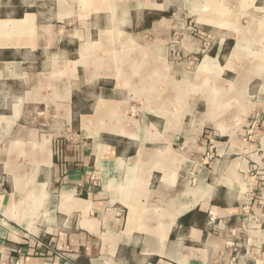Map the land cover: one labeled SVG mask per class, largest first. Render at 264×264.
I'll list each match as a JSON object with an SVG mask.
<instances>
[{"label":"crops","instance_id":"obj_1","mask_svg":"<svg viewBox=\"0 0 264 264\" xmlns=\"http://www.w3.org/2000/svg\"><path fill=\"white\" fill-rule=\"evenodd\" d=\"M189 1L0 18V264H264V0Z\"/></svg>","mask_w":264,"mask_h":264},{"label":"rangeland","instance_id":"obj_2","mask_svg":"<svg viewBox=\"0 0 264 264\" xmlns=\"http://www.w3.org/2000/svg\"><path fill=\"white\" fill-rule=\"evenodd\" d=\"M7 0H0V6L3 8H0V18H6V17H21L23 14L20 11L21 10V0H11L13 2L14 6H18L19 11L15 12H5L7 8L6 6ZM32 1V0H30ZM247 0H190L188 2L189 11L193 14L194 17L191 18L193 22H196V24H199L200 18L202 17L205 19L214 18L215 16L220 17V22L222 25L228 26H241L242 24H245L247 19L245 16V13L243 12V6H245V3ZM32 4V2H31ZM37 5V4H35ZM219 6L216 8V6ZM221 5V6H220ZM171 7L173 6L176 10L180 11L183 3L175 1ZM261 19V17H259ZM258 19V20H259ZM198 22V23H197ZM148 39H144V49L147 50L148 45L150 44L148 42ZM162 90L164 92L165 87Z\"/></svg>","mask_w":264,"mask_h":264},{"label":"built area","instance_id":"obj_3","mask_svg":"<svg viewBox=\"0 0 264 264\" xmlns=\"http://www.w3.org/2000/svg\"><path fill=\"white\" fill-rule=\"evenodd\" d=\"M255 126H256V123H254V125H253V127L252 128H255ZM214 218H212V220H213Z\"/></svg>","mask_w":264,"mask_h":264}]
</instances>
